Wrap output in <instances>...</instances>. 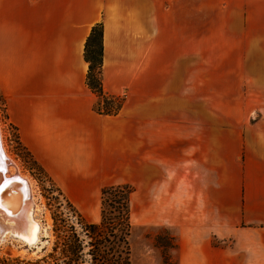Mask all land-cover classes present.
<instances>
[{"label":"crops","instance_id":"0c3cea01","mask_svg":"<svg viewBox=\"0 0 264 264\" xmlns=\"http://www.w3.org/2000/svg\"><path fill=\"white\" fill-rule=\"evenodd\" d=\"M97 24L104 93L125 97L116 116L95 111L99 100L86 84L85 44ZM202 28L246 46L248 112L239 140L178 136V150L192 155L183 172L190 165L195 219L239 227L254 239L244 240L247 260L264 264V0H0V94L24 147L93 220L88 205L113 165L104 158L119 153L136 123L120 117L137 94L153 92L154 45L200 43ZM144 141L146 155L164 149L152 135Z\"/></svg>","mask_w":264,"mask_h":264},{"label":"rangeland","instance_id":"374dc122","mask_svg":"<svg viewBox=\"0 0 264 264\" xmlns=\"http://www.w3.org/2000/svg\"><path fill=\"white\" fill-rule=\"evenodd\" d=\"M216 18L221 22L219 15ZM207 32L202 28L200 43L154 45L153 92L147 96L137 94L120 117L136 123L128 127L132 136L120 143L119 153L104 158L113 165L105 171V185L94 203L88 205L96 212L93 220L70 202L24 147L0 94L5 147L34 182L43 206L40 219L50 227L39 249L29 248L9 233L0 245V264H113L93 260L94 236L87 225L101 223V191L117 185H128L133 190L128 237L131 264H251L244 240L250 244L252 237H244L239 227L223 231L218 222L213 227L210 222L195 219L190 165L185 164L183 172V163L192 161V155L177 148L182 146V141H177L182 134H200L202 139L215 135L219 143L220 139L239 140L244 133V115L248 112L244 107L246 46L236 43L239 38L232 34H215L221 32L219 29L212 35ZM145 134L152 135L154 145L164 149L146 155ZM191 143L186 141L185 145ZM109 240L107 246H112V237ZM74 247L81 248L77 255L72 253ZM107 257L116 260L112 250H108Z\"/></svg>","mask_w":264,"mask_h":264},{"label":"trees","instance_id":"16d2710c","mask_svg":"<svg viewBox=\"0 0 264 264\" xmlns=\"http://www.w3.org/2000/svg\"><path fill=\"white\" fill-rule=\"evenodd\" d=\"M103 25H95L85 44L84 57L89 64L86 78L88 88L98 97L95 111L101 115L116 116L124 103L120 97H110L103 89ZM116 102V107L108 103ZM103 104V106H102ZM133 190L128 185L108 186L101 193V223L87 225L92 236L91 255L95 261H105L113 264H131L128 237L130 235V198ZM117 232V234H113ZM113 239V245L109 238ZM110 247V249H109ZM72 248L73 254H78L81 248ZM96 249V251H94ZM108 250L114 251L116 260H108ZM104 262V263H105Z\"/></svg>","mask_w":264,"mask_h":264},{"label":"bare ground","instance_id":"6f19581e","mask_svg":"<svg viewBox=\"0 0 264 264\" xmlns=\"http://www.w3.org/2000/svg\"><path fill=\"white\" fill-rule=\"evenodd\" d=\"M17 180L22 183H16ZM7 181L13 183L8 184ZM25 190L29 192L27 202L23 201ZM19 205L23 213L17 218H12ZM42 209L34 182L20 170L18 163L7 152L0 124V245L6 241L10 233L11 237L18 238L29 248L39 249L43 246L42 240L48 237L50 227L43 224L40 219L39 213ZM7 220L17 222L18 226H14L13 222L7 223Z\"/></svg>","mask_w":264,"mask_h":264},{"label":"water","instance_id":"95a60500","mask_svg":"<svg viewBox=\"0 0 264 264\" xmlns=\"http://www.w3.org/2000/svg\"><path fill=\"white\" fill-rule=\"evenodd\" d=\"M7 183L9 184V183H13V181H7ZM16 183H19V184H21L22 182L20 181V180H17L16 181ZM26 191V193H25V199L23 200L24 202H27L28 200H29V192H28V190H25ZM22 209H21V205H19V207L15 210V212L13 213V217L12 218H17L20 214H22L23 212L21 211ZM4 218H2V221H4L3 220ZM0 221H1V219H0ZM5 222H6V220H5ZM7 222L8 223H11V222H13V224H14V226H18V223L17 222H14V221H12V220H7Z\"/></svg>","mask_w":264,"mask_h":264}]
</instances>
